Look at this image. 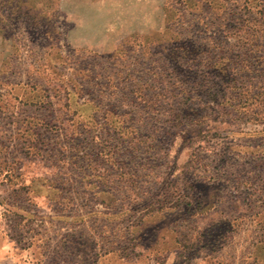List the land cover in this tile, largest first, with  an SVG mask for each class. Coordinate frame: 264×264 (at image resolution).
Returning a JSON list of instances; mask_svg holds the SVG:
<instances>
[{
	"label": "rangeland",
	"instance_id": "obj_1",
	"mask_svg": "<svg viewBox=\"0 0 264 264\" xmlns=\"http://www.w3.org/2000/svg\"><path fill=\"white\" fill-rule=\"evenodd\" d=\"M0 264H264V0H0Z\"/></svg>",
	"mask_w": 264,
	"mask_h": 264
},
{
	"label": "trees",
	"instance_id": "obj_2",
	"mask_svg": "<svg viewBox=\"0 0 264 264\" xmlns=\"http://www.w3.org/2000/svg\"><path fill=\"white\" fill-rule=\"evenodd\" d=\"M260 11H263L262 9Z\"/></svg>",
	"mask_w": 264,
	"mask_h": 264
}]
</instances>
